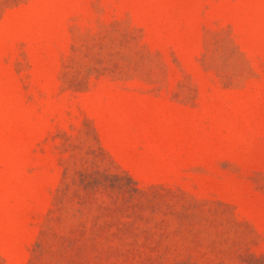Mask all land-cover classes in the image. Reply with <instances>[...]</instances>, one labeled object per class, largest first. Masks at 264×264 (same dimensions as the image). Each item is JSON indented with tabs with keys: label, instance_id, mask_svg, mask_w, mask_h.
I'll use <instances>...</instances> for the list:
<instances>
[{
	"label": "rangeland",
	"instance_id": "1",
	"mask_svg": "<svg viewBox=\"0 0 264 264\" xmlns=\"http://www.w3.org/2000/svg\"><path fill=\"white\" fill-rule=\"evenodd\" d=\"M0 264H264V0H0Z\"/></svg>",
	"mask_w": 264,
	"mask_h": 264
}]
</instances>
